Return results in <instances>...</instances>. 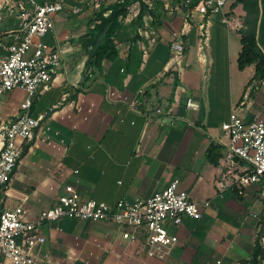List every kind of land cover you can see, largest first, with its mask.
<instances>
[{"label": "crops", "instance_id": "1", "mask_svg": "<svg viewBox=\"0 0 264 264\" xmlns=\"http://www.w3.org/2000/svg\"><path fill=\"white\" fill-rule=\"evenodd\" d=\"M19 1L0 0V59L17 35L12 9ZM92 1L68 0L41 38L60 47L61 67L32 100L29 115L40 119V127L23 145L0 210L24 198L26 219L33 221L68 188L113 205L144 201L176 180L193 201H209V207L197 220L166 223L178 242L165 259L148 257L142 239L123 241L117 224L61 219L41 227L46 241L36 264H248L258 237L264 264V190L251 185L238 196L216 187L227 142L221 125L232 112L244 122L264 121V79H253L254 65L237 67L247 19L242 4L234 0L222 14L203 19L180 0H129L113 39L117 56L87 68V44L99 15L128 0H102L99 9ZM205 22L209 36L201 47ZM176 36L184 47L179 64L170 54ZM256 41L264 55L261 10ZM25 98L21 89L0 96V119L20 115ZM188 99L196 109L186 107ZM132 102L138 103L135 110Z\"/></svg>", "mask_w": 264, "mask_h": 264}, {"label": "built area", "instance_id": "2", "mask_svg": "<svg viewBox=\"0 0 264 264\" xmlns=\"http://www.w3.org/2000/svg\"><path fill=\"white\" fill-rule=\"evenodd\" d=\"M68 0H22L13 6L19 18V27L14 42L5 47L6 57L0 59V96L16 89L26 93L20 105L22 113L15 119H0V202L11 174L23 152V145L30 141L40 127V119L32 118L29 109L33 98L46 89L61 67L62 50L51 47L41 38L53 28V16L65 9ZM102 0H93L95 9ZM234 0H180L181 6L192 9L201 18L222 14L224 8ZM132 8L127 17H133ZM73 13L79 8L73 7ZM103 16H106L103 15ZM223 18V23H226ZM208 23L200 26L201 47L208 41ZM179 36L170 44L171 61L179 64L184 47ZM200 47V48H201ZM264 84V83H263ZM252 86H248L247 98ZM137 102L130 103L135 110ZM188 109H196L191 99L186 101ZM160 114L161 110H156ZM227 142L221 160L222 171L216 181L220 192L234 191L238 196L251 185L264 190V121L255 118L244 122L236 113L221 125ZM21 204L12 209L0 210V264H36L37 254L45 243L41 227L45 223L61 219L92 222H110L122 227V240L136 243L143 240L144 251L150 258L165 259L178 242L166 228L182 224L183 218L197 220L201 211L209 207V201L197 203L186 191L179 189V181L154 193L144 201L133 203L120 200L113 205L85 200L68 188L48 209L41 211L33 221L26 219V210Z\"/></svg>", "mask_w": 264, "mask_h": 264}, {"label": "trees", "instance_id": "3", "mask_svg": "<svg viewBox=\"0 0 264 264\" xmlns=\"http://www.w3.org/2000/svg\"><path fill=\"white\" fill-rule=\"evenodd\" d=\"M129 4L130 1L128 0L113 5L108 16L99 15L100 22L94 27V36L87 44V47L91 46V50L87 54V68L99 67L104 60H112L117 56L113 39L120 27L119 18L125 14ZM235 4H242L247 18L245 28L240 31L241 51L238 55L237 67L242 71L246 67L254 65L253 79H264V55L256 41L257 18L260 10L264 16V0H235ZM261 258V237H258L255 240L251 259L247 263L260 264L259 259Z\"/></svg>", "mask_w": 264, "mask_h": 264}]
</instances>
